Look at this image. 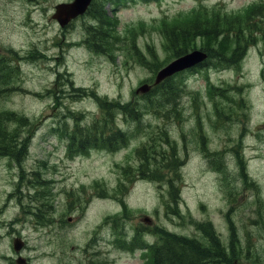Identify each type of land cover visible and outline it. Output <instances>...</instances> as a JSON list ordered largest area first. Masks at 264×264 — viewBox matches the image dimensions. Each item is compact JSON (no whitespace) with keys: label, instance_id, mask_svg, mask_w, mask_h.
Returning a JSON list of instances; mask_svg holds the SVG:
<instances>
[{"label":"rangeland","instance_id":"obj_1","mask_svg":"<svg viewBox=\"0 0 264 264\" xmlns=\"http://www.w3.org/2000/svg\"><path fill=\"white\" fill-rule=\"evenodd\" d=\"M63 1L68 0H0V112L25 118L9 119L5 126L26 138L29 147L20 160L0 153V264H10L6 255L13 253L16 236L28 240L35 264H147L141 250L124 247L118 254L110 240L87 254L92 247L86 246L87 238L103 224L108 227L100 234L113 238L118 223L112 216L129 237L134 226L144 228L148 241L163 233L152 230V220H143L149 216L154 226L201 242L217 235L234 249L231 264H264V20H259L262 34L236 64L188 75L182 92L170 94L167 110L150 114L147 93H133L154 78L156 65L175 55L166 44L164 23L187 20L199 3L243 14L248 4L264 0H116L106 6L115 32L104 50L84 41L91 35L86 25L92 17L76 19L70 27L52 17ZM86 91L144 103L143 127L168 122L171 129L169 136L147 140L145 151L137 147L136 168L122 187L115 164L125 151L70 160L56 148L55 131L61 133L62 123L108 118L102 101L91 100ZM114 117L123 123L122 116ZM127 121L138 122L132 114ZM130 141L133 147L144 140L137 135ZM169 156L182 159L167 168L171 179L133 182L142 160L145 171L152 162L155 170ZM86 169L90 176H80ZM103 182L107 187L99 193ZM171 202H179V210ZM52 206L54 216L45 218ZM34 207H40L37 216Z\"/></svg>","mask_w":264,"mask_h":264},{"label":"trees","instance_id":"obj_2","mask_svg":"<svg viewBox=\"0 0 264 264\" xmlns=\"http://www.w3.org/2000/svg\"><path fill=\"white\" fill-rule=\"evenodd\" d=\"M92 11V9L89 10V13H92V15H102V12L100 14H96ZM244 25L243 19L241 18L233 17L228 14H221L220 12H214L209 18L203 16L200 21H192L189 26L186 25L179 34H176L175 38H173L171 35H169V38L172 41L173 46L176 48H181V50H178L176 53L182 54L185 53L189 48L190 40L193 39L196 34H198L199 36L203 37L204 41L209 40V45L208 47L206 46V48H209L211 50V54L217 58V63L224 64L225 62H231L237 59V55L241 50H243V47L245 49L249 45L251 40L250 37H244L242 34V28ZM232 26L235 27L233 30V35L236 37L235 41L238 46L232 50L231 54H229L228 50L230 39L232 38ZM108 33L109 31L106 29L99 30L100 37L102 38L107 36ZM182 41L185 43V46H183ZM98 46H100V44H98ZM1 65H3V63L0 61V66ZM175 89H178L177 86L173 87L171 84L168 85L165 89L166 94L164 97L168 98L171 92ZM147 101L150 102L152 99L147 98ZM112 105L116 110L130 113L134 112L138 114L141 109H143L141 106H143L144 103H138L137 105L135 102H127L122 104L113 103ZM164 106L165 105L161 102L158 104V107ZM11 118H17L21 120V122L24 121L23 117L15 116L14 113L6 111L0 113V149L3 150V148H5L9 154H14V146L17 136L14 132H7L5 126H1L5 124L6 120ZM9 140L11 143H8ZM170 239L175 240L179 248H170L172 253L170 254L171 263L169 264H215L216 262L228 264L234 256V249L232 247L227 249V252L226 248L223 245H220V243L214 247L212 245V242H215L213 238L210 240L211 245L210 243L206 245L201 244L193 238Z\"/></svg>","mask_w":264,"mask_h":264},{"label":"water","instance_id":"obj_3","mask_svg":"<svg viewBox=\"0 0 264 264\" xmlns=\"http://www.w3.org/2000/svg\"><path fill=\"white\" fill-rule=\"evenodd\" d=\"M91 0H73L70 3H61L56 6V13L53 15L54 18L58 19L61 25L68 23L70 19L76 17L78 14L83 13L87 8ZM205 55L199 51H195L188 55H185L176 61L169 64L167 67L162 69L159 73L158 79H161L173 72L187 66L191 65L201 59Z\"/></svg>","mask_w":264,"mask_h":264},{"label":"flooded vegetation","instance_id":"obj_4","mask_svg":"<svg viewBox=\"0 0 264 264\" xmlns=\"http://www.w3.org/2000/svg\"><path fill=\"white\" fill-rule=\"evenodd\" d=\"M27 252V243L24 241L23 247L20 251H14L10 255H6L7 258L10 260V264L18 263L17 259L19 256H23L25 259L21 260L22 264H33L32 258L25 253Z\"/></svg>","mask_w":264,"mask_h":264},{"label":"bare ground","instance_id":"obj_5","mask_svg":"<svg viewBox=\"0 0 264 264\" xmlns=\"http://www.w3.org/2000/svg\"><path fill=\"white\" fill-rule=\"evenodd\" d=\"M134 75V74H133ZM129 82V81H128ZM90 99L94 101V98L92 96H90Z\"/></svg>","mask_w":264,"mask_h":264}]
</instances>
